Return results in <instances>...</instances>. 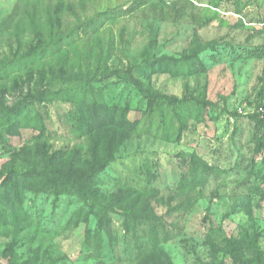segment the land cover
<instances>
[{
  "label": "rangeland",
  "instance_id": "1",
  "mask_svg": "<svg viewBox=\"0 0 264 264\" xmlns=\"http://www.w3.org/2000/svg\"><path fill=\"white\" fill-rule=\"evenodd\" d=\"M112 8L118 11L110 17ZM21 10V42L11 35L15 22L10 32L0 30V199L7 172H24L35 160L34 124L46 126L53 151L91 154L84 91L91 102L127 106L139 122L100 188L107 197L139 189L138 209L163 221L158 248L175 264H264V166L255 152L257 120L249 116L264 102V58L245 54L264 46V0H0V27ZM33 11L43 44L55 53L35 64L28 57L35 48L41 53L27 18ZM51 27L60 32L52 40ZM192 53L205 72L153 71L165 57ZM19 106L25 113L12 128L2 110ZM201 161L214 173L194 185L192 165ZM21 204L0 215V264H136L118 259L126 236L133 241L119 214L113 247L95 218L70 223L82 206L76 198L35 188Z\"/></svg>",
  "mask_w": 264,
  "mask_h": 264
},
{
  "label": "trees",
  "instance_id": "2",
  "mask_svg": "<svg viewBox=\"0 0 264 264\" xmlns=\"http://www.w3.org/2000/svg\"><path fill=\"white\" fill-rule=\"evenodd\" d=\"M143 3L138 4L137 8L134 6L128 7L123 12L131 13L142 6ZM21 11L18 18L15 12L11 13L0 27V30L10 32L11 22H15L14 32L11 35L13 38H17L19 42H21L22 39L20 37H23V32L25 31L19 26L26 14L25 11ZM117 11L118 8H112L109 11L111 14H108V16L113 17V14ZM36 14H34V11L27 14L32 27L30 33L36 36L37 41L41 45V53L39 55L37 53L38 48L28 52V57L31 58L30 61L33 64L46 60L47 54L50 57L55 54L52 52L51 46L43 44L44 38L36 22ZM238 15L241 16V14ZM259 24L264 26V20L260 21ZM53 27L50 29L48 38L51 40L60 34L58 31L59 27ZM245 54L251 58H264V46L247 48ZM206 70V64L199 56V53H192L178 58L173 56L165 57L159 63L158 68L153 71L171 73L176 76L198 74ZM139 88L142 89V86L140 85ZM81 92L84 93L81 103L90 104V118L93 122L89 129H85L84 133L86 136H93V143H90L91 154L83 159L82 150L70 152L65 149H58L53 151L46 126L34 124L35 130L38 131L34 136L33 158L35 160L33 164H28V168L24 172H14L13 169L7 172L2 183V190L6 191L7 195L3 194L0 199V215L9 207L11 210H14L15 206L23 208L21 198H24L28 190L35 188L46 189V191L55 196V199L66 196L79 200L82 206L71 218L70 223L73 226H77L81 222L90 223V220L95 218L97 220L96 231L99 230L100 233L104 231L113 247H115L117 240L113 230L114 216L119 214L122 217L121 226L125 231L124 233L131 235L133 241L130 242L127 236L126 238L124 237L126 239L125 246L118 259L126 258L136 264H175L164 249L158 248L160 245V232L165 233L162 219L157 214L149 212L146 207L138 209L141 203L139 189L129 187L126 191L119 190L111 197H107L100 188L101 177L115 160V153L118 147L125 143L129 135L137 131L139 122L131 121L128 118L129 108L127 106H121L107 100L102 102L94 100L91 102L87 93ZM144 96H147V94H144ZM148 96L151 98L149 93ZM26 100L24 98V104ZM27 102L30 103L28 100ZM261 105H264V102ZM25 106L28 107L27 104ZM23 109V107L19 106L16 110L11 108L7 112L2 110L5 117L4 123L11 121L10 127L12 126L13 128L15 120L24 116L25 112ZM259 114H250L249 116L257 120L258 129L255 140V152L262 156V166H264V123L261 120L264 118H261ZM257 117L260 120L256 119ZM183 127H187V122L183 124ZM195 163H193L192 167L197 170L192 184L203 185L208 177L214 173V168L207 162L201 161L198 166ZM33 182L35 183L32 185ZM11 194L16 195L14 200L10 198ZM118 207L122 208V210ZM24 220L27 226L32 223L27 218ZM142 225H147L148 228L142 230ZM89 232L90 230L88 229L87 233ZM92 238L96 239L98 236H92ZM167 239L166 235L164 240ZM95 243L98 242L95 241Z\"/></svg>",
  "mask_w": 264,
  "mask_h": 264
},
{
  "label": "built area",
  "instance_id": "3",
  "mask_svg": "<svg viewBox=\"0 0 264 264\" xmlns=\"http://www.w3.org/2000/svg\"><path fill=\"white\" fill-rule=\"evenodd\" d=\"M238 17L242 18L246 23V20L245 18H243V16L238 15ZM258 113H260L262 116L264 115V105H261L258 107ZM251 114H255V113L251 112Z\"/></svg>",
  "mask_w": 264,
  "mask_h": 264
}]
</instances>
